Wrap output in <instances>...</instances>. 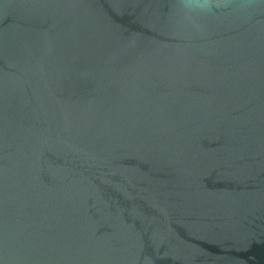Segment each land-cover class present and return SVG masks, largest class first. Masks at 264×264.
Segmentation results:
<instances>
[{
    "label": "water",
    "instance_id": "obj_1",
    "mask_svg": "<svg viewBox=\"0 0 264 264\" xmlns=\"http://www.w3.org/2000/svg\"><path fill=\"white\" fill-rule=\"evenodd\" d=\"M0 264H264V0H0Z\"/></svg>",
    "mask_w": 264,
    "mask_h": 264
}]
</instances>
